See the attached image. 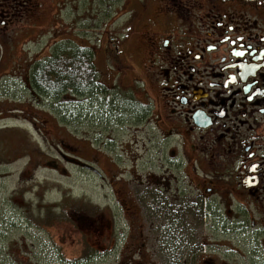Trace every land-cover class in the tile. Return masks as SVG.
Returning a JSON list of instances; mask_svg holds the SVG:
<instances>
[{
	"label": "flooded vegetation",
	"instance_id": "af4514ba",
	"mask_svg": "<svg viewBox=\"0 0 264 264\" xmlns=\"http://www.w3.org/2000/svg\"><path fill=\"white\" fill-rule=\"evenodd\" d=\"M128 5V27L145 43L143 62L127 66L135 72L131 81L109 85L98 70L101 94L69 96L84 100L82 110L99 98V121L107 126L142 129L154 163L143 174L121 168L118 157L117 167H108L93 145L91 156L66 155V161L95 179L111 180L114 188L103 193V201L114 225L133 228L130 238L141 234L148 242L151 232L139 229L158 227L161 239L182 242L185 257L174 264H259L264 257V0H129ZM112 63L121 74L119 61ZM25 79L27 89L45 99L29 73ZM116 87L124 89L117 93ZM128 137L122 148L139 141L134 131ZM56 206L65 207V199ZM199 244L206 249L197 250ZM135 250L132 246L125 255L128 264H135ZM98 256L84 251L80 259ZM137 261L148 264L141 255Z\"/></svg>",
	"mask_w": 264,
	"mask_h": 264
},
{
	"label": "rangeland",
	"instance_id": "374dc122",
	"mask_svg": "<svg viewBox=\"0 0 264 264\" xmlns=\"http://www.w3.org/2000/svg\"><path fill=\"white\" fill-rule=\"evenodd\" d=\"M128 1L0 0V22H5L0 23V135H4L0 139V264H128L125 255L132 246L135 264L140 255L148 264H174L185 257L183 243L161 239L158 227L139 229L142 234L151 232L148 242L141 234L130 238L133 228L114 225L113 212L103 201V193L114 188L111 180L95 179L66 161V155L91 156L93 145V151L107 157L101 155V162H108V167H117L122 158L121 168L129 166L143 174L154 163V150L143 145L147 138L142 129L99 121V98L84 111L82 99L69 94L57 101L37 98L25 82L34 62L68 43L93 48L99 75L109 85L130 82L135 72L127 66L143 62L145 43L143 35L128 27ZM116 46L123 51L118 53ZM114 60L119 61L121 74L117 75ZM114 89L120 93L124 88ZM28 107L34 113L24 110ZM133 131L138 143L122 148L120 142L130 141L128 134ZM45 160L57 161L60 167L53 169ZM84 195L87 201L82 200ZM60 199L66 206L58 209ZM38 219L44 222L34 225ZM97 219L106 224L96 227ZM204 246L196 248L204 251ZM84 251L99 256L78 262ZM257 261L264 264V257Z\"/></svg>",
	"mask_w": 264,
	"mask_h": 264
},
{
	"label": "trees",
	"instance_id": "16d2710c",
	"mask_svg": "<svg viewBox=\"0 0 264 264\" xmlns=\"http://www.w3.org/2000/svg\"><path fill=\"white\" fill-rule=\"evenodd\" d=\"M29 75L35 90L55 101L71 93L95 96L103 88L93 48L76 43L57 45L48 58L32 64ZM69 110L75 112L72 108ZM81 260L85 259L78 262Z\"/></svg>",
	"mask_w": 264,
	"mask_h": 264
},
{
	"label": "water",
	"instance_id": "95a60500",
	"mask_svg": "<svg viewBox=\"0 0 264 264\" xmlns=\"http://www.w3.org/2000/svg\"><path fill=\"white\" fill-rule=\"evenodd\" d=\"M74 162L77 163V164H80V160L79 159H74Z\"/></svg>",
	"mask_w": 264,
	"mask_h": 264
}]
</instances>
